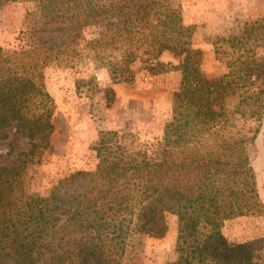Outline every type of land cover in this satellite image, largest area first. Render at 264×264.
Masks as SVG:
<instances>
[{"label": "trees", "instance_id": "16d2710c", "mask_svg": "<svg viewBox=\"0 0 264 264\" xmlns=\"http://www.w3.org/2000/svg\"><path fill=\"white\" fill-rule=\"evenodd\" d=\"M9 2L32 8L15 44L0 46V145L16 154L13 133L29 148L17 163H0V264H125L128 240L165 235L169 213L178 217V256L168 264H264V250L230 245L223 234L226 220L264 215L250 158L261 128L231 123L235 113L261 121L264 104L259 93L239 92L237 71L207 76L171 1L0 0V8ZM87 28L97 36L87 38ZM86 50L115 81L133 82L136 62L153 74L179 68L172 117L162 138L144 146L102 132L94 170L61 179L47 196L29 192L24 174L47 149L57 108L45 69L72 66ZM166 51L184 56L179 67L161 60ZM238 93L239 105L252 100L251 108L229 109Z\"/></svg>", "mask_w": 264, "mask_h": 264}, {"label": "rangeland", "instance_id": "374dc122", "mask_svg": "<svg viewBox=\"0 0 264 264\" xmlns=\"http://www.w3.org/2000/svg\"><path fill=\"white\" fill-rule=\"evenodd\" d=\"M186 28L183 40L202 51L201 69L208 77L237 71L243 79L239 92L259 93L264 104V0H170ZM32 4L9 2L0 8V46H12L22 28V20ZM98 28H87V38L97 36ZM174 36H177L174 34ZM119 55V54H118ZM184 56L166 51L161 57L173 66ZM133 82L115 81L110 68L86 50L72 66L53 64L45 69V85L54 97V130L40 161L30 164L24 174L27 191L50 194L58 182L72 173L96 168L94 146L102 132L118 131L131 136L142 146L156 143L172 117L173 93L180 87L179 68L153 74L132 64ZM228 101L231 111L252 107L239 105L238 95ZM235 128L248 131L260 126L250 158L258 176L264 200V116L261 121L231 115ZM16 154L29 148L28 140L10 134ZM0 145V163H17L16 154L8 156ZM168 230L161 237L136 235L128 240L125 264H168L178 256V217L166 215ZM223 234L230 245L251 242L264 250V215L239 216L225 221Z\"/></svg>", "mask_w": 264, "mask_h": 264}]
</instances>
